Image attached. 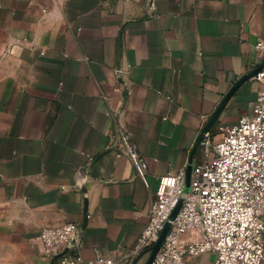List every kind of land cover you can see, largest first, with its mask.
Here are the masks:
<instances>
[{
	"label": "crops",
	"instance_id": "1",
	"mask_svg": "<svg viewBox=\"0 0 264 264\" xmlns=\"http://www.w3.org/2000/svg\"><path fill=\"white\" fill-rule=\"evenodd\" d=\"M260 37L264 0H0V264H50L36 237L67 222L85 259L121 264L161 177L207 159L201 129L252 113Z\"/></svg>",
	"mask_w": 264,
	"mask_h": 264
},
{
	"label": "built area",
	"instance_id": "2",
	"mask_svg": "<svg viewBox=\"0 0 264 264\" xmlns=\"http://www.w3.org/2000/svg\"><path fill=\"white\" fill-rule=\"evenodd\" d=\"M255 48L264 56V38L256 40ZM256 69L249 80L264 85V64ZM223 133L214 143L210 130L204 132L200 145L207 159L192 166L188 185V165L161 177L151 195L148 222L121 264H139L147 257L146 264L168 223L151 264H186L187 257L208 252L216 255L213 264L264 263V88L256 95L252 113ZM117 134L137 176L147 183V160L132 133L121 124ZM84 217H90L87 210ZM82 239L83 225L78 222L45 227L36 237L50 264H118L85 259Z\"/></svg>",
	"mask_w": 264,
	"mask_h": 264
},
{
	"label": "water",
	"instance_id": "3",
	"mask_svg": "<svg viewBox=\"0 0 264 264\" xmlns=\"http://www.w3.org/2000/svg\"><path fill=\"white\" fill-rule=\"evenodd\" d=\"M263 64H264V62L262 63V65H263ZM256 71H257V69H255L254 71H252V72H250L249 74L245 75V76H244V80H249V78H250V77H251ZM209 130H210L209 127H204V128L202 129L201 133L199 134L198 140H197V145H200V141H201V138H202L204 132L209 131ZM192 166H193L192 164H188V170H187V185H188L189 180H190V173H191V170H192ZM175 214H176V211H174V213H173V215H172V218L175 216ZM169 227H170V223L167 224L166 228L164 229V231L162 232V234H161V236H160V239H159L158 242L154 245V247H153V251H152L151 255L149 256V258H148L146 264H151V263H152V261H153L155 255H156V253H157V251L159 250V248H160V246H161V244H162V242H163V239H164V237H165V235H166V233H167Z\"/></svg>",
	"mask_w": 264,
	"mask_h": 264
}]
</instances>
